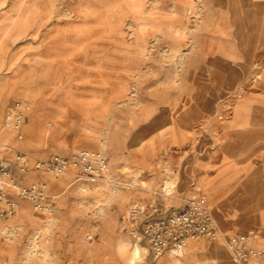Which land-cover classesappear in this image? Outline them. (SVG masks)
<instances>
[{
  "label": "rangeland",
  "instance_id": "374dc122",
  "mask_svg": "<svg viewBox=\"0 0 264 264\" xmlns=\"http://www.w3.org/2000/svg\"><path fill=\"white\" fill-rule=\"evenodd\" d=\"M18 99L30 106L21 139L2 125ZM0 146L20 185L47 183L51 206L8 190L0 264H130L134 245L135 264H237L222 239L152 259L124 215L137 202L180 206L200 187L220 226L218 208L234 226L264 214V0H0ZM81 150L104 153L103 176L14 165L16 151L33 165ZM185 158L212 172L188 178ZM233 176L241 186L211 205ZM220 231L256 247L252 230Z\"/></svg>",
  "mask_w": 264,
  "mask_h": 264
},
{
  "label": "built area",
  "instance_id": "2783aa9c",
  "mask_svg": "<svg viewBox=\"0 0 264 264\" xmlns=\"http://www.w3.org/2000/svg\"><path fill=\"white\" fill-rule=\"evenodd\" d=\"M29 108V102L25 99L13 101L4 112L3 128L21 139ZM30 159L26 153L16 151L14 165L17 171L24 173L33 168L55 176L73 169L91 179L103 176L107 165L106 156L101 151L81 150L69 157L54 155L48 159L35 160L33 165ZM10 188L31 201L35 209L51 213L47 183L37 181L27 186L20 185L0 158V221L11 216L16 206L7 197ZM124 218L128 221L126 231L129 236L135 243H144L147 253L155 260L166 252L179 255L191 242L222 239L237 264L264 261V246L254 247L247 234L228 235L220 231L210 211L207 195L200 188L195 196L177 207L158 204L156 201L137 202Z\"/></svg>",
  "mask_w": 264,
  "mask_h": 264
},
{
  "label": "crops",
  "instance_id": "0c3cea01",
  "mask_svg": "<svg viewBox=\"0 0 264 264\" xmlns=\"http://www.w3.org/2000/svg\"><path fill=\"white\" fill-rule=\"evenodd\" d=\"M250 58L247 61H245V59H243V61H241V63H240V73L241 74H244L245 71L247 70L248 64L250 62ZM54 95L55 94L52 93L48 98H46V101H49V102L52 101ZM44 100H42V101H44ZM35 105L36 104H34V106ZM174 134L172 135V141H174L173 140L174 139V136H175ZM184 135L185 134L183 133L181 135V137H183ZM89 150H93V149H90L89 148ZM8 156H10V155H8ZM185 160L186 161L183 162V163H181V164L184 165V167H185V169L187 171V174H188V178H189L190 175H192V176H194L197 179L198 183L205 176H208L212 172V169H209L206 166V163H202L201 165H199L198 168H196L194 165H192V166L189 165V158H185ZM181 164H180V166H182ZM220 167H221V169L215 175V178L216 179L220 178L223 174H225V172H224L225 170H222L224 167H222V166H220ZM234 178H235V176L231 177L227 181H225L222 184H220V186L217 188V190L213 193V196H212L213 203L211 205L216 206V203H220V202L222 203L223 200H226V199H229V198L232 197L231 194L236 189H238L241 186V182H239V181L236 182ZM200 189H201V191L203 193H205L202 187H200ZM191 196H193V195H191ZM215 208H217V207H215ZM218 209L221 211V214H222V225L220 226L219 223H218V221L217 220L216 221H217L218 226L223 231H225L226 233H230V230L233 229L234 230V233H237V232H248V231L250 232L252 230V232L254 234L251 232L250 233V236L254 237V241H255L254 242V245L256 247H258V246H260L264 242V238H262V236H260V233H264V214H263V212L260 211L257 215H250V214L247 215V217L250 219L251 223L254 224V226H252V225H243L242 223L236 224V226H234L235 225L234 224V218H235V216L234 215L229 216L226 212H224V209L223 210H221L220 208H218ZM239 215L238 216L236 215L237 219H239ZM237 223H239V222H237ZM243 234H245V233H243ZM195 242H198V241H195ZM195 242L188 243L184 247V249L188 245H190L192 243H195ZM197 248H199V245H194V246L189 247L187 249V251H193V250H195ZM213 249L214 248L212 247L211 250H213ZM164 254H166V253H164ZM218 256L219 257L221 256V254L219 253V251H218ZM220 262H223V260L220 261ZM248 263L251 264L252 262H248ZM248 263H246V264H248Z\"/></svg>",
  "mask_w": 264,
  "mask_h": 264
},
{
  "label": "bare ground",
  "instance_id": "6f19581e",
  "mask_svg": "<svg viewBox=\"0 0 264 264\" xmlns=\"http://www.w3.org/2000/svg\"><path fill=\"white\" fill-rule=\"evenodd\" d=\"M39 69V68H38ZM36 76V75H34ZM38 76V75H37ZM38 82V81H37ZM89 150V149H88ZM75 152V151H74ZM74 152H72L71 154L69 155H73ZM0 158L2 159L1 157V152H0ZM106 169V168H105ZM105 174V172H104ZM220 229V228H219ZM221 230V229H220ZM201 241H204V240H201ZM206 241V240H205ZM141 249L142 247L140 245H134L133 248L130 250V256H129V262L130 264H135L136 263V260L137 258L140 256V253H141ZM183 251V250H182ZM166 253H169V254H172L174 256H176L175 254L171 253V252H166ZM182 253V252H181ZM248 262H254V261H248ZM246 262V263H248ZM246 263H242V264H246Z\"/></svg>",
  "mask_w": 264,
  "mask_h": 264
}]
</instances>
